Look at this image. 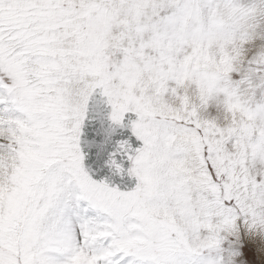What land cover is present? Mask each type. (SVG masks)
Segmentation results:
<instances>
[{
    "label": "snow or ice",
    "instance_id": "1",
    "mask_svg": "<svg viewBox=\"0 0 264 264\" xmlns=\"http://www.w3.org/2000/svg\"><path fill=\"white\" fill-rule=\"evenodd\" d=\"M264 242V0H0V264H240Z\"/></svg>",
    "mask_w": 264,
    "mask_h": 264
},
{
    "label": "rangeland",
    "instance_id": "2",
    "mask_svg": "<svg viewBox=\"0 0 264 264\" xmlns=\"http://www.w3.org/2000/svg\"><path fill=\"white\" fill-rule=\"evenodd\" d=\"M243 247L240 251L243 253L240 264H264V242L259 238L248 239L242 237Z\"/></svg>",
    "mask_w": 264,
    "mask_h": 264
}]
</instances>
